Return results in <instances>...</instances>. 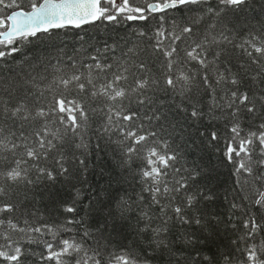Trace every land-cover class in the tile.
<instances>
[{"label": "snow or ice", "instance_id": "snow-or-ice-1", "mask_svg": "<svg viewBox=\"0 0 264 264\" xmlns=\"http://www.w3.org/2000/svg\"><path fill=\"white\" fill-rule=\"evenodd\" d=\"M245 2L218 0L222 7H209L206 14L219 18L226 8H238ZM141 3L144 6H139L137 0H42L40 3L29 0L30 10H27L21 6V0H0V46L27 41L38 33L69 26L80 28L97 21H144L153 13L186 5L209 4L210 0H141ZM4 9L12 11L3 15ZM201 20L203 16L191 18L190 23L184 26L174 23L171 29L161 27L151 37L155 41L153 52L163 58L160 78L151 75L153 65L132 59L130 54L136 49L129 48L125 53L128 58L122 63H101L92 57L97 62L85 66L86 74L77 71L59 77L45 90L37 86V92L31 93L35 98L33 101L21 100L12 107L0 101V264H31L33 258L37 264H151L148 255L158 250L168 253L169 264L181 259L167 238L170 231L168 223L202 224L201 219L189 216L187 210L197 207L199 199L210 200L212 197L203 192L198 197L191 191L190 181L199 173L184 175L186 169L178 166L180 153L163 136L162 120L166 115L156 108L154 90L172 92L190 100L192 97L188 94L194 86H206L212 94L211 109L224 107L230 110L227 116L234 123L229 129L231 135L226 140L225 156L234 165L237 184L242 187L251 185L259 195L253 204L264 208V190H261L264 188V122L258 124L259 131L241 135V117L245 113L252 114L254 118L259 114V119L264 120V37L252 36L233 44L224 28H219L216 33L218 25L215 22L197 32L196 26ZM139 35L145 34L140 32ZM224 43L241 49L242 54L249 58L247 64L237 62L243 76L233 71L228 57L221 61L226 49L220 45ZM18 50V47H11L7 53L0 50V58ZM221 63L227 64L223 71L220 70ZM185 65L198 66L200 71L190 74L184 70ZM250 65L256 66L254 74L249 71ZM197 75L201 77L200 83L196 81ZM244 79H250L255 87L242 89L240 85ZM214 85L232 86L221 98H226V104L221 105L216 100ZM45 91L51 96H45ZM93 102L98 106L91 107ZM97 113L103 120L97 134L107 136L126 157L127 163L134 159L143 161L139 173L143 192L148 194L147 199L156 206L157 213L154 216L147 210L141 212L145 221L141 231L149 234V241L147 248L140 252L133 247L109 250L99 242L93 249L83 239L62 237L61 231H75L68 228L69 224L80 223L72 218L61 227L37 224L24 218V226H21V222L14 219L17 206L5 202L8 199L5 181L34 184L41 178L55 181L57 174L64 176L69 173L63 150L67 142L76 139L80 142L74 144L75 148H88L85 136L91 116ZM191 115L198 117L202 113L193 105ZM211 138L216 140L217 133L212 132ZM49 160L58 166V172L46 164L41 166L42 162ZM79 163L84 165L85 161L80 159ZM30 171L36 172L35 179L29 176ZM257 182H260V187H256ZM145 198L143 194L139 196L140 201ZM231 207L237 209L241 205L233 203ZM64 211L76 213L77 208L74 204L66 205ZM236 227L234 224L233 228ZM242 227L245 232L239 240L245 241L246 246L240 249L244 255L237 259L236 264H264V237L259 242L253 239L264 231V221L249 214L243 219ZM45 235H50L51 241L42 239ZM83 236L89 237L90 233L85 231ZM29 244H42L43 251L37 253L25 246ZM223 259L225 264H232L230 255Z\"/></svg>", "mask_w": 264, "mask_h": 264}, {"label": "trees", "instance_id": "trees-1", "mask_svg": "<svg viewBox=\"0 0 264 264\" xmlns=\"http://www.w3.org/2000/svg\"><path fill=\"white\" fill-rule=\"evenodd\" d=\"M40 2L42 0H37V3ZM137 4L144 6L141 0H137ZM21 6L30 10L29 0H21ZM209 7L222 6L218 4V0H210L209 4L186 5L153 13L144 21H100L81 29L56 30L30 37L24 42L17 41L12 46H0V50L6 53L11 47L19 48L17 52L0 58V101L8 107L17 105L21 100L33 101L35 98L31 93L37 92V86L45 90L59 77H66L77 71L86 74L85 66L95 64L97 60L101 63H122L128 58L125 53L129 48L136 49V52L130 54L132 59L137 63L144 61L153 65L151 75L160 78L159 68L163 58L153 52L152 45L155 41L151 37L161 27L171 29L174 23L184 26L193 17L203 16V20L196 26L197 32L205 29L210 22H215L218 25L216 33L219 28H224L225 34L233 39V44H239L252 36L264 37V0H246L238 8H226L219 18L206 14ZM10 11L12 9H4L2 14L6 15ZM140 32L145 35H139ZM220 47L226 49L221 61L228 57L233 71H238L243 76L237 62L244 61L247 64L249 58L246 54L227 43ZM226 67L227 64H220L221 71ZM255 67H249L253 74ZM184 70L190 74L200 71L198 66L193 68L191 65H185ZM196 81L200 83V75L196 76ZM249 86L255 87L250 79H244L240 85L242 89ZM214 87L216 100L221 105L226 104V98H221L232 86ZM154 91L156 108L166 115V119L162 120L163 136L180 153L178 166L186 169L184 175L189 172L199 173L190 181L191 191L198 197L201 192L212 197L210 200L199 199L197 207L187 210L189 216L201 219L202 224L181 225L177 221H169L167 238L171 241L172 250L181 255V259L173 260L172 264H225V255H230L232 264H236L237 259L244 255L240 249L246 246L245 241L239 240L245 232L242 227L243 219L252 214L264 221V208L253 204L259 195L251 185L242 187L237 184L234 165L225 156L226 140L231 135L229 129L234 123L227 116L230 110L224 107L211 109L212 94L206 90V86H194L188 94L192 97L190 100H184L172 92ZM45 96L50 97L51 93L45 91ZM193 105L202 115H191ZM90 106L98 105L93 102ZM102 122L99 113L91 116L90 127L85 136L88 144L86 150L74 147L75 143L80 142L78 139L67 142L62 154L66 157L65 165L69 168V173L64 176L57 174L55 181L41 178L34 184L5 181L8 189V199L5 202L17 206L14 219L20 221L21 226H24V218L37 224L56 227L63 226L67 219L72 218L80 223L69 224L68 228L75 231H61L62 237L83 239L93 249L98 247L99 242V245H105L109 250L133 247L140 252L147 248L149 241V234L141 231L145 223L141 212L147 210L154 216L157 213L156 206L151 204L147 199L148 194L143 192L139 175L143 161L134 159L127 163L126 157L107 136L97 134ZM262 122L264 120L259 119V114L254 118L252 114L245 113L241 117V135L259 131L258 124ZM212 132L217 133L216 140H212ZM80 159L85 161L84 165L79 163ZM45 164L58 172V166L52 160L42 162L41 166ZM6 168L7 165L5 170ZM29 176L35 179L36 172L30 171ZM256 187H260V182L256 183ZM141 194L146 197L144 201L139 200ZM233 203L241 207L233 209ZM71 204L76 206V213L64 211V207ZM234 224L236 228H233ZM85 231L90 233L89 237L83 236ZM261 237H264V231L253 239L259 242ZM42 239L51 241L52 238L45 235ZM25 246L37 253L43 251L42 244ZM148 259L151 264H169L170 257L167 252L158 250L150 252ZM31 264H37L35 258L31 260Z\"/></svg>", "mask_w": 264, "mask_h": 264}, {"label": "water", "instance_id": "water-1", "mask_svg": "<svg viewBox=\"0 0 264 264\" xmlns=\"http://www.w3.org/2000/svg\"><path fill=\"white\" fill-rule=\"evenodd\" d=\"M82 26H85V25H82ZM82 26H81V27H82ZM69 27H72V26H69ZM73 28H75V27H73ZM38 34H39V33H38Z\"/></svg>", "mask_w": 264, "mask_h": 264}]
</instances>
